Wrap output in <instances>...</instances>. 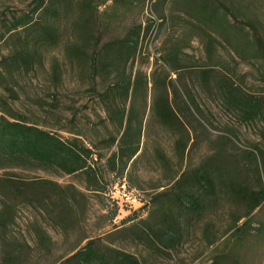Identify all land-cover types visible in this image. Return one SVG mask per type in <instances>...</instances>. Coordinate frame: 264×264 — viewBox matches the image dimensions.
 <instances>
[{"label":"rangeland","instance_id":"obj_1","mask_svg":"<svg viewBox=\"0 0 264 264\" xmlns=\"http://www.w3.org/2000/svg\"><path fill=\"white\" fill-rule=\"evenodd\" d=\"M238 2V6L249 4L264 26V0ZM70 5L67 16L59 23L57 42L40 49L39 60L31 71L19 73L9 81L13 95L8 96L0 86V102L5 100L17 116L63 138L77 134L86 144L95 143L104 156L98 167L108 182L107 193L121 202L120 193L125 192L122 188H129L141 198V203L118 206L117 216L111 219L114 207L107 195L86 190L82 175L2 167L0 177L43 178L62 186L72 185L81 194L76 193L74 199L68 197L73 204L71 219L58 227L52 225L49 216L31 207L18 206L14 222L4 233L0 232V264L10 245H16L20 251L19 259L10 264H59L70 248L87 236L104 237L107 244L135 254L140 264H211L214 260L221 264H264V202L237 222L240 226L249 219L236 235H231L235 219L245 215L251 204L245 198L220 194L217 203L200 216L191 217L178 216L179 210L168 204L172 178H187L200 168L223 172L228 183L244 186L246 193L257 192L264 186V109L263 114L246 119L222 99L215 83H202L198 76L200 70H209L213 78H226L236 84L242 95L264 101V59L239 56L222 31H210L214 48L208 53L198 24L177 10L171 23L142 34L140 54L121 77L116 78L112 72L91 80L89 70H84L71 52L79 41L75 20L82 6L92 18L91 43L86 48L89 53L96 39L104 42L124 37L152 20L159 23L157 13L168 11L167 6H159L156 12L150 0H130L124 4L117 0H70ZM32 6L33 0H0V19L12 13L19 16ZM238 10L225 12L247 31L244 14ZM4 31L0 27V57L9 53ZM174 46H178L180 66H192V71H170L162 57ZM136 76L142 80L132 103L141 122L139 150L128 163L125 176L118 179L105 165L116 144L103 148L101 140L119 137L123 128L119 131L110 121L99 95L115 88L120 78L133 80ZM153 83L157 86L153 87ZM163 86L167 87L171 105L180 112L182 124L174 129L162 126L151 111L152 101L163 93ZM112 100L113 105L123 104L117 92ZM131 100L129 96L126 109ZM122 183L123 187H119ZM158 201L160 209L156 207ZM163 214L179 218L183 231L180 242L171 251L156 250L144 235L147 227L156 224ZM128 217L132 219L123 223ZM206 226L207 233L216 238L214 244H208ZM40 231L44 236L42 245L38 243Z\"/></svg>","mask_w":264,"mask_h":264},{"label":"trees","instance_id":"obj_2","mask_svg":"<svg viewBox=\"0 0 264 264\" xmlns=\"http://www.w3.org/2000/svg\"><path fill=\"white\" fill-rule=\"evenodd\" d=\"M117 1L123 4L127 1L130 3V0ZM150 1L156 12L159 6H167L168 11L161 10L157 13L156 19L160 21L159 23L152 20L142 29L132 30L124 37L104 42L96 39L90 53L86 48L91 43L92 18L90 14H86L88 9L81 7L80 15L75 20L79 41L76 46H72L71 52L77 63L84 70H89L91 80L103 73L112 72L116 78L121 77L140 54L139 43L142 34L146 35L152 29L171 23L173 12L177 10L191 16L198 24L202 38L206 39L208 53L214 48L210 41L214 40L210 31H222L233 51L239 56L258 61L264 59V26L259 24L249 4L238 6V0ZM70 7V0H33V6L29 11L19 16L12 13L0 19V27L5 30L3 36L7 34L5 39L9 46V53L0 57V86L8 96L14 93L13 88L8 85L9 81H13L19 73L31 71L39 60L40 49L57 42L59 23L67 16ZM225 9L229 12L239 9L238 11L244 14L247 31H244V27L236 25L232 20L234 18H229ZM162 59L174 73L193 69L192 66H180L178 46H174ZM198 76L202 83H215L222 99L239 110L246 119H253L263 114L264 101L261 98L242 95L236 84L226 78H213L209 70H200ZM141 81L137 76L133 80L130 77L120 78L115 88H110L99 95L110 121L119 131L123 128L119 137L109 136L101 140L103 148H110L116 144V150L106 158L105 165L107 170L118 179L125 176L128 163L139 150L141 122L137 120V113L132 103L142 86ZM155 86L157 85L153 83V87ZM163 87V93L153 99L151 111L162 126L174 129L182 124L178 115L180 112L171 105L167 87ZM116 92L120 98H123L122 105H113L112 95ZM129 96L132 100L130 107L126 109L125 102ZM250 155L255 157L253 152ZM103 157L95 143L86 144L77 134L71 138H63L55 132L38 127L17 116L5 100L0 102V168L82 175L86 181V190L107 195L111 207H114L111 208V219H114L117 216V207L128 204L124 201L118 202L117 198H112L109 194L108 182L104 181L98 167V162ZM172 179L173 191L168 204L179 210L178 216L184 214L186 217L200 216L213 203H217L220 194L250 201L251 204L245 215L235 219L231 235L238 234L249 223V219H245L240 226H237V222L264 202L263 185L257 192L246 193L244 186L228 183L223 172L212 168H200L194 170L187 178L181 176L176 180ZM122 185L124 183L119 187ZM127 190L133 191L129 188ZM76 193L80 192L72 185L62 186L43 178L18 180L0 177V232L4 233L14 222L13 214L20 205L31 207L39 214L49 216L54 227L65 225L70 221L73 211V204L68 197L74 199ZM159 202H156L158 209H160ZM138 203H141V198H138ZM131 219L128 217L123 223ZM208 229L206 226V233ZM37 233L38 243L42 245L43 232ZM207 234L208 244H214L215 236ZM144 235L146 241L156 250L171 251L180 242L183 231L179 218L174 219L168 214H163L156 224L147 227ZM19 257L20 251L17 246L10 245L5 252L3 264H10ZM59 264H140V261L135 254L107 244L102 236H87L80 243L72 246ZM211 264H221V261L214 260Z\"/></svg>","mask_w":264,"mask_h":264},{"label":"built area","instance_id":"obj_3","mask_svg":"<svg viewBox=\"0 0 264 264\" xmlns=\"http://www.w3.org/2000/svg\"><path fill=\"white\" fill-rule=\"evenodd\" d=\"M121 187H123V186H121ZM122 189L125 190V192L123 191L122 193H120L121 197H119V198L122 199V201L126 202L127 204L138 202V198H137L135 193L128 191L125 188H122Z\"/></svg>","mask_w":264,"mask_h":264}]
</instances>
